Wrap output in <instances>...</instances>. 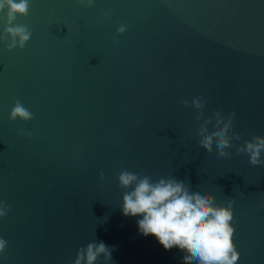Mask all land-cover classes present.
Segmentation results:
<instances>
[{
	"label": "water",
	"instance_id": "1",
	"mask_svg": "<svg viewBox=\"0 0 264 264\" xmlns=\"http://www.w3.org/2000/svg\"><path fill=\"white\" fill-rule=\"evenodd\" d=\"M17 22L32 37L0 42V264H72L94 240L114 249L108 264H184L122 215V168L234 199L237 264H264V165L206 153L196 135L223 108L235 144L264 136V0H31ZM196 97L200 121L180 103ZM15 100L34 118L10 121Z\"/></svg>",
	"mask_w": 264,
	"mask_h": 264
},
{
	"label": "clouds",
	"instance_id": "2",
	"mask_svg": "<svg viewBox=\"0 0 264 264\" xmlns=\"http://www.w3.org/2000/svg\"><path fill=\"white\" fill-rule=\"evenodd\" d=\"M81 7L89 8L94 0H75ZM31 0H0L2 31L0 42H6L7 51L23 50L32 37V32L24 23H18V17H27ZM105 12L103 18H107ZM126 25L116 28V35L126 31ZM184 107H191L196 115L195 121H200L204 115L206 100L196 97L181 100ZM236 113L225 115L223 108H218L199 124L196 135L199 137L198 148L211 153L215 146L217 157L225 158L231 155L227 149L235 148L237 154L245 153L252 166L264 165V136L253 135L243 144H235L241 140V134L232 130ZM34 114L19 100H15L10 109V121L27 122ZM209 125L212 126L209 130ZM17 135L31 136V132L19 129ZM101 180L104 173H99ZM118 186L122 192V215L141 216L137 220L138 231L144 236L153 235L158 243L170 250L174 246L184 252V264H237L239 252L233 242L234 234V199H227L224 205L218 204L208 191L202 187L193 191L189 183L174 176L153 179L149 175L120 169L117 176ZM10 206L0 201V218L7 215ZM7 241L0 238V255L4 253ZM114 249L102 241L94 240L77 250L72 264H96L103 257L104 264L111 261Z\"/></svg>",
	"mask_w": 264,
	"mask_h": 264
}]
</instances>
